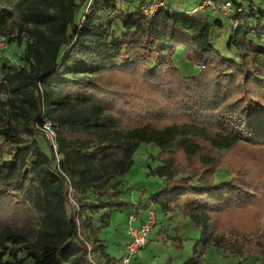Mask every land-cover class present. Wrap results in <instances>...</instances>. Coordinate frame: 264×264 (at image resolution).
Wrapping results in <instances>:
<instances>
[{"label":"trees","instance_id":"16d2710c","mask_svg":"<svg viewBox=\"0 0 264 264\" xmlns=\"http://www.w3.org/2000/svg\"><path fill=\"white\" fill-rule=\"evenodd\" d=\"M214 1H231L241 12L229 18L240 23L253 18L259 25L258 34H264L262 2ZM153 2L139 0L134 10H125L119 0H0V32L17 23L20 32L9 40L21 39L25 31L33 39L25 55L27 66L7 58L0 65V91L12 94L10 104L18 110L15 116L24 118L30 134L22 138L9 129L0 131V196L14 207L28 204L36 219L31 233L1 224L0 264H94L90 249L108 263L111 257L100 239L91 245L81 232L93 227L90 211L95 214L124 204L112 198L121 193L120 178L132 169L134 155L143 144L160 148L162 165L150 174L166 182L153 195L149 211H155L154 204L165 213L179 209L201 230V245L195 246L184 264H204L202 254L213 237L211 216L244 201L234 179L216 183L218 165L176 172L169 153L180 147L191 160L201 154V140L218 152L237 142L264 144V97L260 95L264 77L246 61L230 60L217 49L213 32L214 26L223 27L221 20H202L196 14L189 17L167 4L149 16L144 8ZM236 40L237 33L232 34L228 47L239 49ZM179 49L191 60L204 62L208 70L216 67L220 76L206 83L202 77L207 74L184 76L175 65ZM133 64L149 77L170 65L182 79L193 82L187 88L189 98L195 97L194 92L201 96L198 100L217 98L232 83L241 88L244 99L229 97L230 102L224 100L216 107L212 119L219 125L216 132L195 122L122 127L98 97L95 81L103 72ZM194 100L186 110L197 109L190 108ZM18 101L29 104L30 110ZM47 122L56 131V147L41 130ZM40 139L45 140L47 152ZM216 246L226 249L220 242ZM250 256L260 257L264 264V254L250 252Z\"/></svg>","mask_w":264,"mask_h":264},{"label":"rangeland","instance_id":"374dc122","mask_svg":"<svg viewBox=\"0 0 264 264\" xmlns=\"http://www.w3.org/2000/svg\"><path fill=\"white\" fill-rule=\"evenodd\" d=\"M157 2H163L174 12L189 17L196 14L202 20L208 18L210 21L221 20L223 27L214 26L213 32L217 49L230 60L246 61L264 77V34L261 36L258 34L259 25L256 20L250 18L247 23L232 20L229 18L230 15H225L210 6L201 8L203 0H157ZM260 2L264 5V0H254V4ZM119 5L125 10L127 8L134 10L139 5V0H119ZM77 19L79 20V17ZM30 31L33 29L30 28ZM19 32L20 24L17 23L0 32V36H4L7 40L6 48L0 49V65L3 58L18 66L28 65L25 55L33 40L32 33L25 31L21 34V39L11 42L9 39L16 38ZM235 33H237L236 41L239 49L235 45L233 48L228 47L229 37ZM175 65L184 76L207 74L202 77L205 83L211 82L216 74L220 76L216 67H210L212 69L208 70L204 62L191 60L184 49L177 51ZM97 80L95 87L98 97L107 103L109 114L122 127L144 124L163 127L195 122L206 125L212 132H216L219 125L216 127L217 123L212 120L214 113L218 111L216 107L224 100L230 102L229 97L232 101L244 99L241 88L238 89V86L232 83H229L226 91L217 98L205 97L198 100L201 96L197 92L193 93L194 98H189L187 88L193 86V82L182 79L170 65L163 66L162 70L158 71V75L152 77L145 75L144 69L138 65L121 66L103 72L98 75ZM221 80L227 79L221 78ZM238 82L236 80L233 83ZM260 95L264 97L261 91ZM224 96L226 98H223ZM12 98L11 93L0 91V131L9 129L22 138H30L24 118L15 116L18 110L10 104ZM208 98L212 99L208 101ZM191 99L195 100L190 108L197 109L188 111L186 109L191 104ZM206 103V109L202 110ZM18 104L28 111L31 108L27 103L22 104L18 101ZM2 139L0 136V141ZM39 142L47 152L45 140L40 139ZM201 143V154L191 160L186 158L180 147H175L169 153L176 172L191 173L197 168L212 169L218 165L219 169L215 174L216 183L234 179V182L240 186V196H245L242 203L211 216L213 237L205 253L202 254L203 262L204 264H260V257H249V255L250 252L264 254V144L237 142L231 148L218 152L205 140H201ZM160 155L161 150L156 145H141L134 155L132 169L120 178L121 193L112 198L124 204L101 209L95 214L89 212L94 219L93 227L87 231L82 230L81 237L91 245L99 238L111 257L107 263L93 251V260H97L99 264H184L193 256L195 246L200 247L201 230L190 217L179 209L165 213L159 205L154 204L156 224L148 244L131 256L129 263L124 262L128 253L126 231L130 214L147 219L153 195H157L166 186L164 178L150 174L151 169L162 165ZM13 205L12 201L10 203L7 198L0 196V243L3 241L1 227L3 223H9L29 233L36 228V219L29 205L25 203L16 204V207ZM30 238L33 239V236ZM218 240L226 249L216 246L219 245Z\"/></svg>","mask_w":264,"mask_h":264},{"label":"built area","instance_id":"2783aa9c","mask_svg":"<svg viewBox=\"0 0 264 264\" xmlns=\"http://www.w3.org/2000/svg\"><path fill=\"white\" fill-rule=\"evenodd\" d=\"M164 5L165 4L163 2H157V0H154L152 4L144 8V12L149 16H153L157 12L159 7ZM205 6H210L214 10L221 11V13L223 14L225 13V15H238L241 12L240 8L235 9L231 1L217 3L214 0H204L200 7L202 8ZM6 44V38L4 36H0V49H5ZM41 130L46 134L47 138L51 140L56 147L57 134L53 125L50 122H47L43 125ZM136 221L137 217L135 216V214H131L129 216V226L127 228L126 249L128 253L124 258L125 263H129L131 256L136 254L139 250L143 249L148 244L149 237L156 224L155 211L153 209L150 210L148 218L140 226H137L135 224ZM89 257L91 258L92 262L96 264L95 260H93L91 249Z\"/></svg>","mask_w":264,"mask_h":264},{"label":"crops","instance_id":"0c3cea01","mask_svg":"<svg viewBox=\"0 0 264 264\" xmlns=\"http://www.w3.org/2000/svg\"><path fill=\"white\" fill-rule=\"evenodd\" d=\"M133 214V213H132ZM131 215V214H130ZM136 216V215H135ZM137 217V216H136ZM146 221V219L145 218H142V217H137V221L135 222V224L137 225V226H140L143 222H145Z\"/></svg>","mask_w":264,"mask_h":264}]
</instances>
